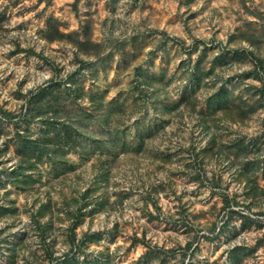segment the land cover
Listing matches in <instances>:
<instances>
[{"label":"rangeland","instance_id":"1","mask_svg":"<svg viewBox=\"0 0 264 264\" xmlns=\"http://www.w3.org/2000/svg\"><path fill=\"white\" fill-rule=\"evenodd\" d=\"M0 264H264V0H0Z\"/></svg>","mask_w":264,"mask_h":264}]
</instances>
